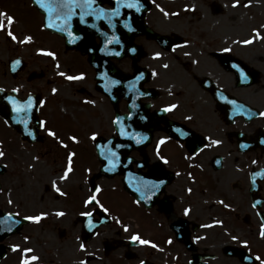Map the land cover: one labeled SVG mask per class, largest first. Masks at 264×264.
I'll return each instance as SVG.
<instances>
[{"label":"flooded vegetation","instance_id":"af4514ba","mask_svg":"<svg viewBox=\"0 0 264 264\" xmlns=\"http://www.w3.org/2000/svg\"><path fill=\"white\" fill-rule=\"evenodd\" d=\"M10 1L6 3L0 0V6L7 8ZM24 2L32 7L36 19L42 22V10L34 4V0ZM97 2L103 7L114 6V0ZM245 2L241 0L233 8V0H155V3L153 0H141L144 5L141 12L121 10L120 19H128L134 31L123 28L121 23H117L114 30L107 25L101 27L103 22L100 21L96 22L100 28L97 31L73 18V29L82 37L76 44H68L67 38L59 32L44 29L60 40L71 57L84 60L82 66L78 60H74L78 65L72 74L83 72L88 78L85 85L92 86L102 99H107L109 117L99 123L98 130L95 129L100 133L98 139L102 142L111 140L113 147L116 144L124 145L116 149L120 155V165L111 173L103 171L105 161L98 155L95 147L97 141L89 139L94 129L87 128L88 106L77 98L86 97L85 92H90L88 88L82 85L65 101L54 96L59 100L62 114L70 118L84 115L85 118L79 120V127L64 128L56 123L52 111L54 105L49 100L51 114L47 104L40 111L33 110L31 113L29 127L36 136L33 139L24 134L23 125L14 122L15 114L4 97L26 99L31 93L34 97L44 98L38 81L43 80L47 72L45 68L39 71L36 57L31 60L14 52L2 60L0 88L5 91L0 92V150L7 155L0 158V189H3L0 191V218L9 211L19 212L20 216L16 219L20 222L11 232L0 231V264H19L21 252L12 251L11 247L15 244L21 248H34L35 254L41 257L39 264H78L80 259L85 258L78 248L81 242L86 244L88 252L93 253L88 258V264H140L141 260L144 264H242L241 253L248 255V250L232 242L229 234L247 239L251 254L264 257V240L257 235L264 215V176L257 178L256 187H250L249 179L253 170L264 169V144L260 143L264 139V118L252 115L264 111V40H256L251 45L233 43L248 38L252 34L251 29L260 28L264 20L257 17L248 19L247 7L243 6ZM15 4L18 8L16 1ZM155 4L178 15L165 17ZM254 4L259 11L264 10L262 2ZM21 14L23 11L20 10L14 17L18 19ZM23 24L24 27L27 25L26 22ZM33 30L36 31L35 28ZM101 31L109 36L114 31L121 43L109 45L108 50L101 52L105 39ZM260 31L264 35V29ZM185 41L188 42L185 47L172 52L173 46ZM224 47L231 51L222 52ZM130 49H135V52ZM115 51H119L120 55L110 54ZM157 51L163 55L154 59L153 54ZM185 51L190 55L184 56ZM92 55L107 57L106 78L97 77L98 68L90 61ZM14 60L21 61L15 72L11 70ZM193 60L198 63L193 64ZM165 63L169 68L162 67ZM233 64L239 65L247 74V81H241ZM153 71L158 75L153 76ZM141 73L143 78L137 82V88L146 95L137 97L135 103L138 107L130 109L133 93L128 91L127 84ZM109 79L121 81V84L111 86L110 93L104 90ZM27 83L30 84L29 88ZM13 87L20 91L13 93ZM220 94L244 107L234 115L233 106L220 100ZM168 103H177L179 107L171 113L160 112L159 109ZM130 110L133 117L125 120V123L148 136L139 145L115 135L111 125L115 115L126 116ZM141 116L147 119L141 120ZM185 116L193 119L185 120ZM40 119L48 120L49 126L69 146L79 148H75L74 172L67 181L58 182L62 191L67 193L65 196H60L51 187V180L61 174L62 166H55L60 170L50 176L45 161L26 168L31 164V159L38 155L49 157L53 164L62 159L63 165L66 163L69 149L60 147L56 140L38 127ZM176 127H182L190 135L178 137L173 132ZM72 134L78 136L79 144H72L66 139ZM209 135L221 139L223 143L205 149L192 160L186 159L194 147L202 146L199 141ZM162 136L171 137L160 149L161 154L170 160L167 165H163L155 155V145ZM193 138L197 140L195 145L191 143ZM87 142L95 151L98 168L92 170L90 167L91 171L86 173L88 166L84 149ZM240 144H247L248 148L242 149ZM79 155L80 160L77 159ZM254 159L258 161L255 166L251 164ZM217 160L219 164L215 162ZM52 169L54 171V167ZM80 173L82 182L78 180ZM136 177L164 180L165 183L151 200L141 201L137 205L134 203L139 199L135 191ZM89 178L90 182H87ZM110 182L120 197L126 199L127 208L123 212V206L114 207L111 217L118 218L121 224H127L129 231L125 232L121 224L97 212V227L89 232L85 227L86 218L79 215L84 210L82 201L94 185H100V199L103 202L105 188ZM74 186L78 187V194L72 192ZM50 188L51 191L47 193ZM189 188L191 192L187 191ZM8 199L14 203L9 205ZM221 199L231 204L232 208L226 209L215 203ZM256 200H260L261 204L254 209L251 205ZM185 207L191 208L187 217L183 215ZM40 211L49 213L41 222L23 220L24 215ZM57 211L65 215L58 217L55 215ZM257 212L262 215H257ZM213 219L224 223L211 228L200 227L212 223ZM132 233L140 234L158 247L131 241L129 237ZM197 235L204 239L194 243L193 237ZM25 236L29 239L25 240ZM169 239L172 240L171 244L166 242Z\"/></svg>","mask_w":264,"mask_h":264},{"label":"snow or ice","instance_id":"6c2138e0","mask_svg":"<svg viewBox=\"0 0 264 264\" xmlns=\"http://www.w3.org/2000/svg\"><path fill=\"white\" fill-rule=\"evenodd\" d=\"M252 0H246V2L243 4L244 7H247L251 4ZM153 3H155V0H153ZM241 3V0H233L232 7L235 8L237 5ZM34 4L38 6L39 9L42 10L43 13V20L41 22L40 27L42 29H54L59 33H62L67 39L66 42L68 44H76L79 40L82 39L80 35L76 33L73 29V18H78L79 23L82 25H88L89 27L96 29L97 31L100 30L98 25L96 24L97 21L103 22L101 27L103 25H107L109 29H115L117 23H121L123 25V28L127 29L128 31H134V28L132 27L131 23L128 19H120L122 17V9H128V10H134L136 13L141 12L144 5L141 3V0H114V6L111 7H103L101 6L97 0H34ZM156 8L159 9L165 17H168L169 15H178V13H169L165 11L160 4H155ZM89 18L91 19L92 23L89 24ZM18 23L17 19L11 15L8 14L5 11H0V32L4 33L8 38H10L11 41L16 42L18 44L26 45L33 43V36L30 34L23 35L22 38L18 37L17 34L14 32L13 28ZM260 29H264V24L260 25V28H252L251 29V35L248 38L241 39L239 41H233V43H239L242 45H251L256 40H264V35H262ZM100 34L104 36V47L100 48L101 52H105L108 50V46L112 44L119 45L121 43L120 38L115 34L113 31V34L111 36L108 35L107 32L101 31ZM187 41L184 42V44H177L173 46L172 52L175 53L177 49L185 47L187 45ZM91 51V49H89ZM130 51L135 52V49H130ZM222 52H230L231 49L228 47H224L221 49ZM37 52L43 56L49 57L52 59V61L55 63L57 60V54L56 52L52 50H48L45 48H38ZM110 54H114L116 56L120 55L119 51L110 52ZM184 56H189L190 53L185 51ZM163 54L159 51L155 52L153 54L154 59H159ZM20 60H14L12 61V71L15 72L17 70L18 65H20ZM193 64L198 63V61L193 60ZM55 67L59 69L61 66L59 63H55ZM162 67L164 69L169 68V65L167 63L163 64ZM232 67L236 69L239 72V76L241 81H247L248 76L247 74L239 67L237 64H233ZM57 75L62 77L64 80L72 82V81H82L85 79V74L83 72L75 75H68L65 71H58ZM153 76L158 75L156 71L152 72ZM102 78L107 77V73L101 74ZM143 78V73L138 75L134 80L128 82L127 88L129 92L133 93L132 96V103L130 104V109H136L138 105L135 103V100L139 96H144L146 93L141 92L137 88V82L140 81ZM121 84V81L118 79H109L108 83L104 85V90L106 92H111V86L119 85ZM5 89L0 88V92H4ZM13 93H17L20 91L19 88L13 87L11 89ZM51 93L56 94L59 90L57 87H52L50 89ZM169 95H172L171 92H169ZM218 98L222 101H225L228 104H231L233 106V114L235 115L240 111L241 108H243V105H240L237 103L236 100L232 99L230 100L227 96L220 94ZM5 100H7L8 104L11 105V111L15 114L13 117L14 122L20 125H23V131L26 136L32 137L33 139L36 138L35 133L33 132V129L29 127V123L31 120V113L33 110L40 111L43 109L46 104L47 100L44 98H38L34 97L31 93L27 95L26 99H19L14 96H5ZM84 104L88 105H95L96 101L93 99H85L83 101ZM179 105L177 103H168L163 108L159 109L160 112L163 113H171L178 109ZM252 115H258L261 118H264V111H259L257 113H252ZM133 117V111H128L126 116L121 115H115L111 119V125L113 126L114 134L126 138L128 140L133 141L135 144H141L143 141L148 139V136L146 134H142L141 132H138L131 128V125L126 124L125 120H131ZM141 120L147 119L144 116L140 117ZM185 120H192L193 118L191 116H185ZM7 124L8 121H5ZM38 127L42 130H44L47 134V136L52 137L54 140L57 141L60 147L64 149H69V144L65 143V140L61 138V136L55 131L52 127L49 126V122L46 119H40L38 121ZM173 132L180 138H185L190 135L188 131L183 129L182 127H176L173 129ZM100 136V133L96 130L92 131L89 139L92 141H97L98 137ZM68 141H70L72 144H79L78 136L75 134L68 135L66 137ZM171 137L169 136H162L158 139L156 145H155V155L156 158L163 164L167 165L170 163V160L165 156L161 154V146L164 145L167 141H169ZM179 143V141H178ZM192 144H196L197 140L196 138H193L191 141ZM199 143L202 145L198 148L194 147L192 150L191 155H188L186 159L192 160L194 157L200 155L204 152L207 148H213L216 146H219L223 143V141L219 138H213L212 136H204L202 141H199ZM261 144H264V139L260 140ZM183 147V144L180 145ZM96 149L98 150V155L101 157L104 161V170L106 172H115L117 167L120 165V155L119 152L116 149L124 147L122 144H116L114 147L112 146V141L108 140L107 142L100 144L97 143L95 145ZM240 148L246 149L248 148L247 144H240ZM6 152L3 150H0V158H6ZM77 153L71 150H68L66 153V163L64 167L61 169V174L57 175L56 179L51 180V187L52 189L58 193L60 196L67 195L66 192L62 191L61 187L59 186V181H67L70 178V174L74 172V158L76 157ZM34 160L39 159L38 157H33ZM217 164L220 163L219 160L215 161ZM257 160H252V165H257ZM199 166V165H197ZM4 167H7L4 165ZM29 167L32 168L33 165L29 164ZM90 169H85V172H90ZM179 175V173H177ZM191 176V173H189ZM264 176V169H261L259 171L253 170L249 174L250 179V187H256L257 186V178ZM135 183V191L139 194V199H136L134 201L135 204L139 205L141 201L147 202L153 198V196L156 195V193L161 189V186L165 183L164 180H146L140 177H136ZM0 191H3V189H0ZM188 192H191L192 189H187ZM102 193V188L100 185H94L92 189H90L89 194L86 196V198L83 199V208L79 215L81 217L86 218V224L85 227L88 229L89 232H92L93 229H96L97 223L95 222L96 219V213H102L105 216L115 220L117 224H121V221L116 217H111V209L106 206L104 202L100 199V194ZM7 203L9 205L13 204L14 201L12 199H8ZM215 203L222 205L226 209H231L232 205L229 203H226L223 199L215 201ZM261 204L260 200H256L252 203V208H257L258 205ZM191 213V208L185 207L183 209V215L189 216ZM49 215L46 211H40L36 214H30V215H24L23 220L30 221L33 223H39L43 218H46ZM56 216L62 217L65 215L62 211H57L55 213ZM257 215H262L260 212H257ZM20 216L19 212H7L4 214L2 218H0V231H8L11 232L13 230V227L16 224H19V219H16ZM103 222V221H101ZM224 222L222 220H216L213 219L212 223L210 224H202L200 227L202 228H211L213 226L222 225ZM123 230L125 232L129 231V226L127 224H121ZM98 234V233H97ZM230 235V240L232 242L238 243L242 246L243 249L248 250V255H243L241 253V260L242 264L245 261L250 262V264H264V257L261 255H252L251 249L249 245V241L247 239L241 238L239 235ZM257 235L260 239L264 240V215H262L261 221L259 223V228L257 231ZM25 240L29 239V237L25 236ZM129 239L133 242H137L140 245L150 246L152 248H157L158 245L154 243L151 240L144 239L141 237L138 233H132L129 237ZM204 239L202 236H194L193 242H197ZM77 240H80V237H77ZM167 243L171 244L172 240L169 239L166 241ZM12 251H20L21 256L19 260V264H39V261L41 257L37 254H35V249L32 247H24L21 248L19 244L12 245ZM79 251L82 252L85 256L84 259H80L78 261V264H88V258H91L93 256V253L87 251V246L84 242L79 243L78 245ZM140 264H144V261L141 260Z\"/></svg>","mask_w":264,"mask_h":264},{"label":"rangeland","instance_id":"374dc122","mask_svg":"<svg viewBox=\"0 0 264 264\" xmlns=\"http://www.w3.org/2000/svg\"><path fill=\"white\" fill-rule=\"evenodd\" d=\"M3 1L8 3V1L10 0L8 1L3 0ZM15 1L17 3L18 8L21 11H23V14L18 16V19H17L18 23L14 26L13 30L17 34V36L20 38H22L23 35L25 34L32 35L33 43L20 46L22 44L13 42L10 40V38L6 37L5 39V34L0 32V63L8 55H11L14 52L20 53L31 60H34V58L36 57V60L38 62L37 67L39 71L41 70V68H45L47 72V76L43 80H39L38 84L40 85V90H42V95L44 99L47 100L48 98L47 105L49 106V113H50V105H49L50 103L49 100H50L52 104L54 105L52 111H53V116L56 119V123H58L59 125H63L64 128L79 127V120L82 118H85L84 115L78 114V115H74V117L71 116L72 118H70L69 116L62 114L59 111V100L65 101V99L74 95L77 92L78 88H80L82 85H85V82H87L88 84V80H87L88 78L85 76V79L82 81L69 82L57 75L58 71H65L66 74L70 73L68 75H75L72 73L74 72L73 71L74 67L78 65L74 62L76 58L71 57L68 54V52L66 53V51L64 50L62 46V43L60 42V40H58L57 37L51 36L49 32L47 31L45 32L44 29L40 27L41 22H39L36 19L31 6L26 4L24 0H15ZM15 1L14 0L10 1L11 4L8 5L7 8L0 6V11H5L8 14L15 16V14L18 11H20L18 8H16ZM256 2L257 3L262 2V4L264 5V0H252L251 4L247 6V13H248L247 17L248 19L257 17V18L264 20V10L259 11L258 9H256L255 4H254ZM23 22L27 23L25 27H24ZM32 28L33 29L35 28L37 32L33 30ZM38 48H45V49L53 50V51L57 49L56 51L57 60L55 61V63H59L61 67L57 69L55 67V63L52 61L51 58L43 56L37 52ZM70 60H72V62H68ZM76 60H78V63L80 64V66L85 64L84 60L81 58L76 59ZM27 85H28L27 88H29L30 84L27 83ZM52 87H57L59 91L56 94L51 93L50 89ZM85 87H87L90 92L88 91L85 92L86 97L83 96L80 98L77 96V98L79 99L80 103H82L86 98L93 99L96 101L94 106L86 104L88 106L86 114L88 115L87 121L89 122V124H87V128L92 129V130L93 129L98 130L99 123L105 122L109 117L107 99H102L101 96L98 94V92L94 90L92 86L85 85ZM54 96H56L59 100ZM75 97L76 96L72 98H75ZM75 148H78V147L69 146V150L74 151V152H76ZM84 151L86 155V158H85L86 166H88V169H90L91 167L92 170H95V169L97 170L98 161L95 155V151L93 150V148L89 147L88 142H87V145ZM37 157L39 158L38 160H34L33 158L31 159V164L33 163L36 164L37 162L42 163V161H45L48 164L46 169H47V173L49 176L54 173L56 175V173L60 170V169H55V166L58 165V166L64 167L63 159L60 161L57 160L53 164L49 157H43L40 155H38ZM77 159L80 160V155L78 156ZM82 166H81V171L83 170ZM28 167L29 166H27L26 168ZM53 167H54V171L52 169ZM78 180L80 182L83 181L82 173H80V177L78 178ZM47 181L50 182V179H48ZM87 182H90V178L87 179ZM50 191H51V188L49 189L47 193H49ZM39 192H41V188L39 189ZM72 192L74 194H78L79 192L78 187L74 186V188L72 189ZM103 196H104L103 202L106 204V206H108L111 209V211L116 206H123L122 210L125 209L123 212L127 211V208L125 205L126 199L123 200L120 197L118 190L116 189V187L114 186L112 182L108 183V185L106 186Z\"/></svg>","mask_w":264,"mask_h":264},{"label":"water","instance_id":"95a60500","mask_svg":"<svg viewBox=\"0 0 264 264\" xmlns=\"http://www.w3.org/2000/svg\"><path fill=\"white\" fill-rule=\"evenodd\" d=\"M50 30H53V31H56L54 29H50ZM57 32V31H56ZM62 34V33H61ZM90 61L91 63L98 68V75L97 77L99 78H102L101 77V74L105 73V66L108 64L107 62V57L103 56V55H92L90 57ZM108 81V80H107ZM0 96H1V93H0ZM97 143H100V144H103L105 142H102L101 140H99ZM104 169V167H103ZM98 224V223H97Z\"/></svg>","mask_w":264,"mask_h":264}]
</instances>
